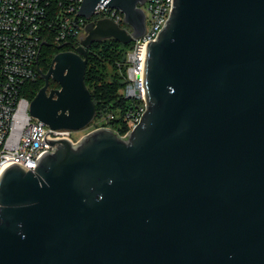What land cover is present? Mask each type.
Returning a JSON list of instances; mask_svg holds the SVG:
<instances>
[{
  "label": "water",
  "instance_id": "obj_1",
  "mask_svg": "<svg viewBox=\"0 0 264 264\" xmlns=\"http://www.w3.org/2000/svg\"><path fill=\"white\" fill-rule=\"evenodd\" d=\"M145 1L83 0L81 16L102 4L130 32L89 21L40 72L33 118L74 133L94 121L87 49L141 38ZM143 84L126 136L46 140L33 172H2L0 264H264V0H173Z\"/></svg>",
  "mask_w": 264,
  "mask_h": 264
},
{
  "label": "built area",
  "instance_id": "obj_2",
  "mask_svg": "<svg viewBox=\"0 0 264 264\" xmlns=\"http://www.w3.org/2000/svg\"><path fill=\"white\" fill-rule=\"evenodd\" d=\"M83 0H0V175L13 165L34 171L39 160L53 151L46 140L67 139L73 132L53 130L30 115V102L24 90L36 81L37 64L43 47L79 46L89 21L110 19L130 32L123 15L99 4L90 19L80 15ZM173 0H146L145 33L134 40L126 53L124 87L120 91L128 107L121 128L106 125L118 114H108L94 122L95 129H111L120 136L132 131L145 111L143 84L147 46L157 39L171 13ZM95 120V119H94ZM125 128L124 133H120ZM94 129V130H95Z\"/></svg>",
  "mask_w": 264,
  "mask_h": 264
},
{
  "label": "trees",
  "instance_id": "obj_3",
  "mask_svg": "<svg viewBox=\"0 0 264 264\" xmlns=\"http://www.w3.org/2000/svg\"><path fill=\"white\" fill-rule=\"evenodd\" d=\"M131 46L132 44L122 45L113 39H107L96 41L87 49L84 81L96 108L94 122L108 114H118L119 119L106 124L117 130L121 128L122 116L128 107L120 91L124 87L126 53ZM74 47L76 45L71 43L58 49V45L48 42V45L42 48L37 64L39 75L36 81L28 84L24 90V94L29 100H32L44 85L40 72L48 71L57 53L71 51ZM51 87L58 88V85L50 82L49 88ZM125 130V128L121 129L120 133H124Z\"/></svg>",
  "mask_w": 264,
  "mask_h": 264
},
{
  "label": "rangeland",
  "instance_id": "obj_4",
  "mask_svg": "<svg viewBox=\"0 0 264 264\" xmlns=\"http://www.w3.org/2000/svg\"><path fill=\"white\" fill-rule=\"evenodd\" d=\"M52 88V87H51ZM95 129L94 125H93V122L88 126L86 127L85 129L79 131V132H73V135H72V138L74 140H78L79 138H82L84 136H86L87 134H89L91 131H93Z\"/></svg>",
  "mask_w": 264,
  "mask_h": 264
},
{
  "label": "flooded vegetation",
  "instance_id": "obj_5",
  "mask_svg": "<svg viewBox=\"0 0 264 264\" xmlns=\"http://www.w3.org/2000/svg\"><path fill=\"white\" fill-rule=\"evenodd\" d=\"M59 88V87H58ZM58 88H55V89H58Z\"/></svg>",
  "mask_w": 264,
  "mask_h": 264
}]
</instances>
